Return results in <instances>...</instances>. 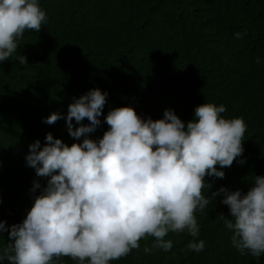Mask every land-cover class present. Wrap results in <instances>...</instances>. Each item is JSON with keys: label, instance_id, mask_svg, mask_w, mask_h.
Here are the masks:
<instances>
[{"label": "trees", "instance_id": "trees-1", "mask_svg": "<svg viewBox=\"0 0 264 264\" xmlns=\"http://www.w3.org/2000/svg\"><path fill=\"white\" fill-rule=\"evenodd\" d=\"M47 14L40 32L28 30L17 53L0 64V221L18 224L47 184L26 165L28 146L51 133L71 146L65 119L42 123L51 113L67 115L68 106L88 91L107 92L90 139L102 138L103 122L115 108L132 107L142 118L162 119L172 110L189 122L197 106L223 104L224 118H243V153L223 179L205 177V197L220 187L246 193L254 176H264V0H39ZM242 38H236V33ZM246 33V35H243ZM26 57L20 65L16 55ZM257 58L260 63H257ZM74 128L78 127L72 121ZM87 125L89 122L82 121ZM243 160L244 163H238ZM33 182L41 185L32 192ZM216 197L196 211L202 252L187 251L192 237L169 233V252L152 249L153 237L110 264H264L241 256L219 215H229ZM0 234V249L7 246ZM3 264H7L5 260ZM57 264H78L61 257Z\"/></svg>", "mask_w": 264, "mask_h": 264}, {"label": "clouds", "instance_id": "clouds-1", "mask_svg": "<svg viewBox=\"0 0 264 264\" xmlns=\"http://www.w3.org/2000/svg\"><path fill=\"white\" fill-rule=\"evenodd\" d=\"M47 19L39 0H0V64L17 53L26 31L40 32ZM235 36L242 38L239 32ZM15 60L26 64L22 55ZM107 96L94 88L74 98L66 116L54 112L42 118L48 125L65 119L68 135L83 139L68 146L47 133L43 146L39 140L28 146L26 165L48 178L47 184L21 223L0 221V234L9 241L0 249V264H57L61 257L110 264L146 237L154 238L146 254L154 248L169 252L173 241L165 237L183 232L192 237L187 251L199 253L205 241L199 239L195 212L216 197L229 210L219 218L232 233V246L241 256L264 255V176H254L246 193L220 187L211 197L204 195L211 187L205 177L223 179L217 166L230 167L242 156L243 118H224L226 107L214 103L197 106L187 123L172 110L153 121L120 107L104 117L108 130L102 138L90 139L101 126ZM40 188L33 182L31 191Z\"/></svg>", "mask_w": 264, "mask_h": 264}]
</instances>
